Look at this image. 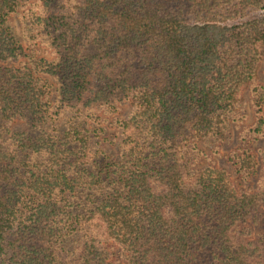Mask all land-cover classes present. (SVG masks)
I'll use <instances>...</instances> for the list:
<instances>
[{"label": "trees", "instance_id": "trees-1", "mask_svg": "<svg viewBox=\"0 0 264 264\" xmlns=\"http://www.w3.org/2000/svg\"><path fill=\"white\" fill-rule=\"evenodd\" d=\"M260 12L0 0V264H264Z\"/></svg>", "mask_w": 264, "mask_h": 264}, {"label": "rangeland", "instance_id": "rangeland-1", "mask_svg": "<svg viewBox=\"0 0 264 264\" xmlns=\"http://www.w3.org/2000/svg\"><path fill=\"white\" fill-rule=\"evenodd\" d=\"M254 17H257V16H264V12H260V13H257L255 15H253ZM252 16V17H253ZM16 24V29L18 31V25L17 23ZM128 112L127 109H125L124 111V114H126ZM248 115H249V121L248 123H251L252 122V111L250 108H248ZM240 146L239 142H238V139H237V135L235 134L231 140V142L224 146L223 148H221L220 150V156L217 157V164L221 167H224L226 168L228 171H230L232 174H233V177L234 179L236 180L237 182V185L239 188H244V189H247V188H254L255 185H256V179L254 178H251L248 180V182L244 183L240 180H238V177L236 174H234V167L228 162V156L229 154L234 151L235 149H237L238 147ZM264 147V141H260V142H257V143H254L252 144V148L255 151L256 155H257V158H258V154H257V151L259 148H263ZM264 231V219L262 220V222L254 228V233L253 235H257L259 232H263Z\"/></svg>", "mask_w": 264, "mask_h": 264}]
</instances>
